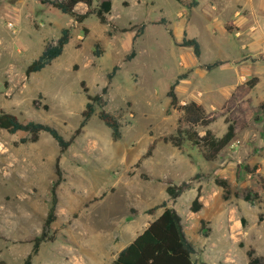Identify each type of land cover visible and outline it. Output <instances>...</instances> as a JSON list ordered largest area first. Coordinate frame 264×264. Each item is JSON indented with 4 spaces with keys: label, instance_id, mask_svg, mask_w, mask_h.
Returning <instances> with one entry per match:
<instances>
[{
    "label": "rangeland",
    "instance_id": "rangeland-1",
    "mask_svg": "<svg viewBox=\"0 0 264 264\" xmlns=\"http://www.w3.org/2000/svg\"><path fill=\"white\" fill-rule=\"evenodd\" d=\"M110 2L108 25L93 15L77 25L34 0H0V113L51 126L68 140L82 121L84 82L90 96L107 89L102 109L121 125V138L114 140L96 107L62 154L47 133L31 144L27 133L0 132V235L5 237L0 264H23L53 205L54 222L46 231L52 240L40 245L31 264L48 257L58 264H105L160 215L162 209L150 210L162 203L182 218L195 248L194 264H248L250 250L264 264V102H259L264 73L253 97L244 82L217 90L236 83L240 75L264 70L231 62L206 70L203 62L245 57L241 46L250 35L223 29L235 26L236 10L252 14L255 34L264 43V0ZM161 19L164 25L155 24ZM141 25L143 34L133 41ZM109 26L131 31L109 38ZM64 28L70 29V39L61 56L26 78L25 66ZM183 35L199 43L202 56L197 59L191 49L178 47ZM96 44L103 50L99 58L93 55ZM132 50L135 56L126 62ZM114 66L118 70L108 83L106 75ZM179 76L185 77L174 89L177 105L172 108L167 94ZM192 101L207 113L206 128H192L184 119L180 106ZM229 123L238 136L212 162L204 161L187 140L180 151L159 140L177 132L202 136L206 129L220 138ZM152 144L150 157H144ZM57 170L60 183L52 192ZM181 183L187 184L185 191L171 199L167 186ZM197 196L201 208L194 212Z\"/></svg>",
    "mask_w": 264,
    "mask_h": 264
},
{
    "label": "trees",
    "instance_id": "trees-1",
    "mask_svg": "<svg viewBox=\"0 0 264 264\" xmlns=\"http://www.w3.org/2000/svg\"><path fill=\"white\" fill-rule=\"evenodd\" d=\"M41 4H48L52 8L60 11L64 15L70 16L76 24H82L89 16L93 15L97 21L104 25H108V16L111 12V2L109 0H38ZM99 1V2H98ZM178 1V0H176ZM95 2H98L97 6H93ZM79 3L84 4L88 11L84 14H78L75 12V6ZM157 25H164L165 20L161 19L155 23ZM145 25L139 26L135 32L133 41L138 39L144 31ZM131 31V29L120 28L116 29L110 27L107 31V36L112 37L116 33H125ZM84 35L88 33L86 28L82 29ZM171 39L173 36L168 31ZM70 39V29L64 28L60 31L59 37L51 43L45 45L42 53L30 63L25 71V77L28 78L32 74L38 73L43 70L52 61L61 56L64 47L68 44ZM180 48L191 49L195 58H199L201 50L200 45L195 39L187 38L185 35L182 37L181 42L178 44ZM103 53L99 44L95 45L93 55L99 58ZM135 56L134 50H132L125 57V61L128 62ZM220 62H216L212 65L205 66L206 69H212L220 66ZM118 70L117 66H114L110 73L106 75L107 82L109 83L115 72ZM185 76H179L174 84L169 88L167 97L170 99V106L173 108L177 105V99L174 93L175 87L178 85V81ZM81 87L86 96V104L82 112V121L74 134L65 140L62 136L51 126L41 123L19 122L13 115L0 113V129L6 131L9 134H15L17 132L27 133L29 135V142H36L40 133H47L58 145L60 153H64L73 143L74 139L81 134L82 129L89 121V119L95 114L96 107L99 108L97 118L107 126L111 132L114 140L121 138V125L118 120L109 112L103 110L102 96L106 94L107 89L103 88L101 94L93 96L88 95V91L85 88L84 82L81 83ZM47 109V106H43ZM180 109L184 113V119L192 126V128L203 127L206 128L210 119L204 108L196 102H189L180 106ZM177 136H164L159 140L164 144H171L177 150H181L184 140L190 142V144L201 151V156L206 162L214 161L220 152L229 145V143L235 137V128L232 123L227 125L226 132L220 138H216L210 130L206 129L202 136L196 131H188L184 136L181 132H177ZM24 141V140H23ZM154 144L149 146V149L144 157H150ZM56 168L58 169V159L56 160ZM58 179L53 184L52 192L56 186L59 185V171H56ZM187 184L181 183L178 186L169 185L166 188V193L171 199L179 197L186 189ZM245 201L250 200L249 195L244 196ZM192 210L197 212L201 206L198 202V196L192 202ZM157 209H162L160 215L154 219L136 238L129 243L124 249H122L112 261L111 264H194L192 261V255L194 254V245L187 239L182 225V219L180 215L171 208H167L164 203L155 206L150 210L153 213ZM260 218H264L263 216ZM263 220V219H262ZM261 220V221H262ZM54 222V205L49 210L46 219L44 220L42 232L39 236L35 237L32 241V249L30 254L26 257L23 264H31V259L38 253L39 247L42 243L51 241L52 238H48L46 231L50 225ZM253 250L247 252L248 264H259L258 258H253Z\"/></svg>",
    "mask_w": 264,
    "mask_h": 264
},
{
    "label": "crops",
    "instance_id": "crops-1",
    "mask_svg": "<svg viewBox=\"0 0 264 264\" xmlns=\"http://www.w3.org/2000/svg\"><path fill=\"white\" fill-rule=\"evenodd\" d=\"M24 0H20V2H23ZM102 1V0H100ZM110 1V0H109ZM34 3L36 4H40V5H43V6H46L48 4H41L38 0H34ZM23 4V3H22ZM22 6V7H21ZM20 8H19V12L21 11V9L24 7V5H21ZM49 6V5H48ZM112 6V5H111ZM51 7V6H50ZM80 7V11L78 12L77 9ZM212 9H214V7H211ZM86 9L87 7L82 4V3H79L75 6V12L78 13V14H84L86 13ZM112 9V7H111ZM111 13V12H110ZM110 16V15H109ZM233 17L236 19V22H235V26L231 28V30L229 29V26L227 27H224L223 29L226 31V32H229L230 34L232 32H235V36H241V32L242 30H244L245 34H249L250 36L247 37V40L245 42L242 43V46L241 48L243 49L242 52H244L243 54H245V57H240V56H235V57H232V56H226V57H222V59H218L217 61H214V62H208V61H203L204 62V68L205 66L207 65H212L216 62H220L221 65L218 66V67H224L225 65L229 64L230 62L232 64H238V65H243V64H247V63H251V66L250 67H255V66H259L261 67L260 69L264 70V66L263 64H261V62L259 60H261L262 62H264V43H261V37H259V34L256 35L255 33L257 32V29L252 25V21H251V18H252V14L251 13H248L245 11V14L242 12V11H234L233 13ZM242 17V18H241ZM108 18V17H107ZM70 21H72V19L70 18ZM216 21V19H215ZM77 25H81V24H77ZM70 27V26H69ZM107 33V32H106ZM88 34V33H87ZM86 34V35H87ZM107 35V34H106ZM116 35V34H115ZM113 35V36H115ZM112 36V37H113ZM184 36V35H183ZM186 36V35H185ZM108 37V36H107ZM110 38V37H109ZM191 39V38H190ZM48 40H45L44 42H46ZM55 41V40H54ZM53 40L52 41H48L49 43L51 42H54ZM43 42V43H44ZM48 44V43H47ZM199 44V43H198ZM45 47V46H44ZM180 48V47H179ZM44 49V48H43ZM187 49V48H185ZM201 46H200V50H201ZM252 49H255L254 51H252ZM103 51V50H102ZM103 55V53L101 54ZM200 56H202V50H201V53H200ZM199 56V57H200ZM101 57V56H100ZM198 59V58H197ZM245 59V60H244ZM202 65V64H201ZM250 65V64H249ZM28 65L25 66V69ZM217 68V67H215ZM206 69V68H205ZM213 69V68H212ZM6 70V69H5ZM206 70H209V69H206ZM25 71V70H24ZM264 71L261 72V71H257V72H253L251 74L250 77H248L247 75H240L237 79H236V83L234 84H229L221 89H217V90H227V89H230V88H235L237 86H239L242 82L244 83H247L248 84V89H247V92L246 94L249 96L251 95L252 97L255 95V91L257 90V88L261 85V76L263 75ZM4 74V73H3ZM29 80L32 79L33 77V74L31 76H29ZM252 78V79H251ZM251 79V80H250ZM31 84V83H30ZM215 91V90H213ZM254 92V93H253ZM40 94V93H39ZM259 102H264V99L259 101ZM199 104V103H198ZM200 105V104H199ZM235 128V127H234ZM209 130V129H208ZM1 131H4V130H1L0 129V132ZM19 133V132H17ZM17 133L15 134H11V135H16ZM40 136V134H39ZM238 136V132L236 131V128H235V137L236 138ZM38 140H39V137H38ZM38 140L34 143L31 142V144H36L38 142ZM12 142H16V139L15 140H11ZM199 202V201H198ZM11 211H8L7 210V213L10 215V216H15L14 214L10 213ZM158 217V216H157ZM156 217V218H157ZM155 218V219H156ZM182 219V218H181ZM30 221V220H29ZM31 222V221H30ZM182 225H183V222H182ZM183 230H184V233L187 237V239L191 242L190 238L188 237V234L186 232V230L184 229L183 227ZM4 236L0 235V240H4ZM136 238V237H135ZM134 238V239H135ZM134 239H132L129 243H131ZM128 243V244H129ZM192 243V242H191ZM127 244V245H128ZM193 244V243H192ZM127 245L125 246H122L121 248H119L117 250V252L111 256L109 258V260L105 263V264H111L112 261L116 258L117 254L122 250L124 249ZM31 251V250H30ZM30 254L29 253H26V257ZM13 257V255L11 256V258ZM38 255L35 258H37ZM41 264H58V262L54 259H52V257H48L47 259H45ZM60 264H63V263H60Z\"/></svg>",
    "mask_w": 264,
    "mask_h": 264
},
{
    "label": "built area",
    "instance_id": "built-area-1",
    "mask_svg": "<svg viewBox=\"0 0 264 264\" xmlns=\"http://www.w3.org/2000/svg\"><path fill=\"white\" fill-rule=\"evenodd\" d=\"M8 28L12 29L13 28V24L11 22H8L6 25Z\"/></svg>",
    "mask_w": 264,
    "mask_h": 264
}]
</instances>
